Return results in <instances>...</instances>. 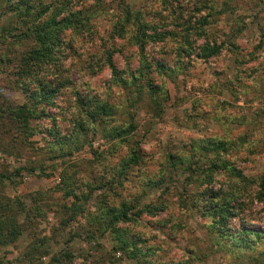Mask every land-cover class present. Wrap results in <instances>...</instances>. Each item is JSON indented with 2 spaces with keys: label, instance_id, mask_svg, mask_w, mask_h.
<instances>
[{
  "label": "rangeland",
  "instance_id": "obj_1",
  "mask_svg": "<svg viewBox=\"0 0 264 264\" xmlns=\"http://www.w3.org/2000/svg\"><path fill=\"white\" fill-rule=\"evenodd\" d=\"M32 1L42 21L62 4L79 24L60 44L64 80L36 100L43 82L18 69L33 41L9 38L21 23L0 1V207L21 227L0 264H264V0ZM138 21L156 33L142 51ZM205 43L218 47L206 61ZM24 105L37 111L26 124L3 113ZM211 139L234 148L193 155L195 140ZM218 199L229 201L220 246L203 203ZM245 230L261 235L251 250Z\"/></svg>",
  "mask_w": 264,
  "mask_h": 264
},
{
  "label": "trees",
  "instance_id": "obj_2",
  "mask_svg": "<svg viewBox=\"0 0 264 264\" xmlns=\"http://www.w3.org/2000/svg\"><path fill=\"white\" fill-rule=\"evenodd\" d=\"M3 1L5 4H7L9 8L8 10L9 14L11 13L12 16L18 19L16 20V22L21 23L20 24L21 32L17 35H13L10 33L11 35H9V38H11L10 36L12 37L15 36V38L20 39V40H26V41L29 40L31 42L33 41L32 49L28 51L27 53H25V55L21 56L18 61L19 63L18 69L20 68L19 72L23 76H25V78H31L32 80H37V83L43 82L42 84L38 85L40 91H38V93L35 95V98L36 100H43V99L48 100L49 90H47L46 89L47 87L45 86L49 85L50 86L49 88H51V91L54 93V91H56L57 88L60 87L61 82L64 80L63 79L64 75H61V72H60L61 69H59V67H61L62 65V60L59 55L60 48H61L60 44L62 43V38L67 31L71 30L72 27L77 28L79 24L78 23L79 22V18H78L79 12L66 9L63 7L62 4L60 5L61 7L60 6L52 7V5H47L44 8V10L41 11V13H43L44 15L47 11H49L52 8V10L54 9L53 10L54 14L49 16L48 19L42 21L40 20L41 15L39 11L36 12V10H34V9L39 10V6H40L38 4L37 5L38 7L36 8V6L34 5L35 1H32V0H3ZM125 10L128 14H130V11L128 9H125ZM59 15H62V16L60 17L59 20H57V16ZM194 21L198 25H201L205 22L204 18H200L197 21L196 20ZM138 22L139 23L137 24V32L134 37L135 38L134 40L136 44L138 45L140 51H142L145 45L147 44L148 40L154 41V35L156 33L152 35H146L145 30H147L148 26L144 23H141L140 21ZM9 30H11V28ZM197 30L198 29H194L191 35L190 33H188V36H191V37L200 36ZM7 37L4 36L2 41H5ZM217 52H218L217 46L215 45L211 46L209 43H205L203 47L200 49V52L196 55V57L200 60L202 59L206 61L212 56H214ZM183 53L185 52L183 51ZM106 64L112 75V79L116 81H122L120 77V72L118 71L115 63L112 61L111 58L107 59ZM38 67H41V69L44 72L46 71V69L51 70V72H53L52 77L46 79L42 75L37 76L39 73L37 70ZM51 85H54V87H52ZM149 90H150L151 95H155L153 101H154V104H156L157 96L159 92H162V91L153 86L148 88V91ZM79 100H80V103L82 104L81 98H79ZM85 104L83 102L82 105L84 106ZM98 109L101 112L105 111L106 104H101V105L99 104ZM3 113L5 114L7 113L11 117L13 116L14 118L18 120V122L23 120L26 124V122H28L30 118L36 115L37 111L36 110L29 111L27 106L24 105L19 108L7 109ZM86 113L89 116H92L93 118L92 111H86ZM1 115H4V114H1ZM131 128L128 126V129H125V130H119V131L114 130L113 137L114 138L120 137L124 135L127 131L129 132ZM191 147H192L193 155H196L201 151L226 153V152H230L234 148L231 143L215 141L213 139L207 140V142L206 140H199V141L195 140ZM139 155H140V150L138 148L133 149V152L131 154V157L129 158V161H125L123 163L122 169L128 166L130 162H135L138 159ZM208 166L205 168V170H202L200 173H203L205 171L211 172L212 170L210 168L216 167L215 163H210ZM17 172L18 171H16V173ZM209 172L207 174H209ZM203 176L205 177L206 175H203ZM208 178H211V177H208ZM85 195L86 194H82L81 196L87 198ZM88 195H90V193H88L87 196ZM73 196L74 195H72V197ZM256 197L258 200L264 199V178L260 179L259 181L258 192L256 194ZM213 198H215V200L217 199L216 197H213ZM203 203H205L204 210L206 211V216L210 217L212 219V225H215L213 226L215 230H213L212 232L214 243L220 246L226 240V236L225 234H223L220 226L225 221V216L227 212H229L227 208V205H229V201L224 202V201H219L218 199V201L213 206L211 202L206 201V200ZM206 204L208 205L206 206ZM3 208H5V206ZM3 208L0 209V245L7 246L9 244L14 243L21 236V227L18 224L17 218L12 217V216L9 218L7 217L4 211L5 209ZM146 212L152 214L151 207H147ZM117 216H121L123 220H128V217L124 212ZM217 225H219L218 229H217ZM224 226H226V224H224ZM253 234L258 237L261 236L260 233L250 232L247 230L243 231L242 233V236H244L243 237L244 242L250 236L247 243H244V242L241 243L247 248V250H251L249 249V247H252L251 236ZM263 237L264 235H262V238ZM119 242L123 246L128 245V242L124 239L123 240L120 239V237H119ZM34 247H38V246L34 245ZM245 247H242V248H245ZM28 258L30 260H33L34 257L30 255L28 256Z\"/></svg>",
  "mask_w": 264,
  "mask_h": 264
}]
</instances>
